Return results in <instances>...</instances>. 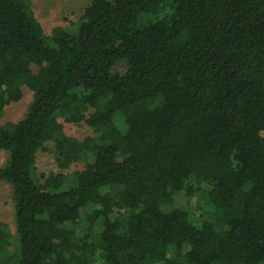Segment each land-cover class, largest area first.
<instances>
[{
	"label": "trees",
	"instance_id": "obj_1",
	"mask_svg": "<svg viewBox=\"0 0 264 264\" xmlns=\"http://www.w3.org/2000/svg\"><path fill=\"white\" fill-rule=\"evenodd\" d=\"M24 87L0 123V264H264V0H91L51 35L0 0V117ZM48 142L85 167L38 174Z\"/></svg>",
	"mask_w": 264,
	"mask_h": 264
},
{
	"label": "rangeland",
	"instance_id": "obj_2",
	"mask_svg": "<svg viewBox=\"0 0 264 264\" xmlns=\"http://www.w3.org/2000/svg\"><path fill=\"white\" fill-rule=\"evenodd\" d=\"M91 0H30L31 7L43 25L45 33L51 35L52 30L56 26H62L69 30H75L78 24L83 20L85 8L90 4ZM128 65L126 62H120L116 69L119 71L127 70ZM33 100V91L28 87H24V95L21 100L13 102L6 106L5 111L0 117V123L5 124L7 122H18L26 114L29 105ZM61 121L65 125V131L67 134L85 138L90 135H94V129L86 122L68 123L63 118ZM116 123L122 128L127 129V124L123 117L117 116ZM264 135V132H263ZM7 152L0 150V165L5 164L7 160ZM85 167V162H75L69 169L61 170L58 167L56 160V151L54 142H48L45 149H41L37 155V173L47 174L64 172L65 174L73 173L76 170H82ZM196 200V199H195ZM193 202L189 205L193 214L196 217H200L201 210L198 208L204 207L206 211H211L210 206L205 205V201ZM178 205H187V199L183 196H177ZM207 212V213H208ZM202 218V217H201ZM8 224L12 233L16 234L15 223V201L13 197L12 186L4 181H0V222ZM195 224L200 225L201 219H195ZM14 250V248H12Z\"/></svg>",
	"mask_w": 264,
	"mask_h": 264
}]
</instances>
